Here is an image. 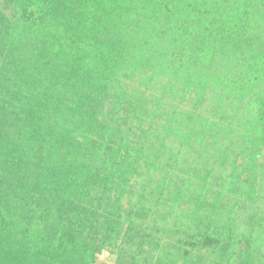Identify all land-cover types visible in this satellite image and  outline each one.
Here are the masks:
<instances>
[{
	"label": "trees",
	"instance_id": "obj_1",
	"mask_svg": "<svg viewBox=\"0 0 264 264\" xmlns=\"http://www.w3.org/2000/svg\"><path fill=\"white\" fill-rule=\"evenodd\" d=\"M110 262L264 264V0H0V264Z\"/></svg>",
	"mask_w": 264,
	"mask_h": 264
},
{
	"label": "rangeland",
	"instance_id": "obj_2",
	"mask_svg": "<svg viewBox=\"0 0 264 264\" xmlns=\"http://www.w3.org/2000/svg\"><path fill=\"white\" fill-rule=\"evenodd\" d=\"M106 258H107V254H104L100 259L102 260V261H104V260H106ZM109 264H113V263H109Z\"/></svg>",
	"mask_w": 264,
	"mask_h": 264
}]
</instances>
